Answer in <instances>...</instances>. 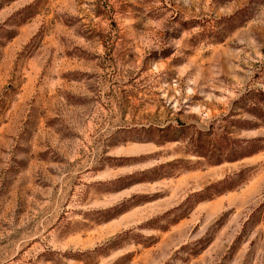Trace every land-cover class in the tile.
Masks as SVG:
<instances>
[{
  "label": "rangeland",
  "instance_id": "obj_1",
  "mask_svg": "<svg viewBox=\"0 0 264 264\" xmlns=\"http://www.w3.org/2000/svg\"><path fill=\"white\" fill-rule=\"evenodd\" d=\"M252 91L264 0H0V264H264Z\"/></svg>",
  "mask_w": 264,
  "mask_h": 264
},
{
  "label": "trees",
  "instance_id": "obj_2",
  "mask_svg": "<svg viewBox=\"0 0 264 264\" xmlns=\"http://www.w3.org/2000/svg\"><path fill=\"white\" fill-rule=\"evenodd\" d=\"M252 97L256 98L258 103L256 102L250 103ZM239 101H241L240 108H244L247 113L257 117L262 123H264V92L262 91L249 92L248 95L246 96L244 95ZM263 149H264V137H255L252 139L237 140L234 146V153L238 154L237 156H246V155L250 156ZM161 167H164V165H162ZM156 170L157 168H154L152 171H156Z\"/></svg>",
  "mask_w": 264,
  "mask_h": 264
}]
</instances>
